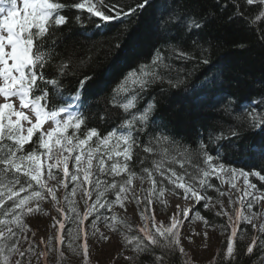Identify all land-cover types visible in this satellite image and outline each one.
<instances>
[{"label": "snow or ice", "instance_id": "snow-or-ice-1", "mask_svg": "<svg viewBox=\"0 0 264 264\" xmlns=\"http://www.w3.org/2000/svg\"><path fill=\"white\" fill-rule=\"evenodd\" d=\"M229 2L233 12L227 17V23L243 21L255 32L256 39L264 43V27H256L258 22L264 23V0H243V5L248 7L260 6L252 19L241 10L239 0ZM152 7L153 0H136L134 5H127L126 0L125 3L121 0H74L70 4L60 0H0V264H31L33 257L39 260L52 251L63 259L64 252L59 246H66L74 253L79 247L84 264H88L89 233L84 222L93 217L92 236L99 231L97 222L101 219L113 231H130L125 218L101 212V209L110 212L113 205L124 208L129 197L137 206L143 204L140 216L144 226L138 229V235L124 236L125 247L131 248L134 254L124 256L121 251L117 256L128 264H166L169 253L185 254L181 244L184 220L191 216L203 220L205 225L208 221L199 208H181L177 204L167 225L157 224L153 198L167 207L164 196L171 191L210 210L214 205L213 197L208 195L209 189H214L219 196L226 195L212 183L213 177L221 184L229 183L232 188H236L238 178H243L246 187L239 198L242 208L244 198L251 197L246 202L248 215L236 211L234 220L226 211L215 213L228 216L227 223L221 225L224 230L230 229L223 253L224 264H237L235 238L241 221L252 225L255 233L243 255L252 257L255 250L259 255L251 264H264V223L257 227L253 221L261 213L251 211L264 201V191L250 179L264 182V95L254 98L250 106L242 109L239 97L235 101L229 99V109L244 113L243 122L229 124L227 136L217 137V145L211 152L199 134L191 139L193 145H199L198 151H189L183 146L178 153L173 149L179 133L173 134L170 126L192 121L195 106L193 112L181 106L165 114L155 96L138 105L142 94L153 84L165 82V77L155 69L175 68L165 63L166 58L160 51L165 46L169 49L168 59L210 64L206 57L216 45L202 35L207 17L182 10L177 0H162L157 4L149 32L155 53L151 57V68L139 65L138 61L136 70L133 65L121 67L119 58L105 67L104 62H93L88 57V71L70 77L71 63L55 58L60 42L58 36L62 38L63 35L58 29L68 23V17L63 14L66 8L77 10L72 17L73 23L82 30L79 35L89 40L94 39L96 33L88 29V23L95 29H103L110 22L119 21L118 38L110 47L124 54L122 45L132 39L135 31L128 30L127 18ZM220 7L223 11L228 4ZM83 12L87 13L86 18H82ZM209 15L214 16L215 12L210 11ZM185 41H190L187 48ZM244 43L238 42L237 46L243 47ZM80 63L83 65L84 59ZM46 68L52 69L47 75ZM181 72L182 67L175 68V78L167 79L170 88H180L185 83L186 77H182ZM223 75L220 71L206 73L198 81L199 89L194 84L190 95L197 100L201 94L214 96L222 86ZM71 78L75 83L69 88L67 81ZM101 97L105 98L104 105L97 103ZM110 105L119 108L123 115L114 127L102 134L98 127L90 125L96 121L109 122ZM228 114L231 115V111ZM192 159L200 163L189 170L185 164H190ZM69 163L73 165L72 171ZM172 165H179L180 171ZM137 179L141 185L145 180L150 184L149 188L140 189L143 201L133 187ZM49 181L56 183L50 186ZM61 186L65 189L64 207L59 206L57 196ZM78 192L86 209L83 213L76 206ZM109 193L112 199L108 198ZM46 199L54 202L62 219L53 217L52 227L58 226L57 233L47 242L41 240L46 251L38 253L39 246L25 234L28 225L24 218L42 212L40 202ZM216 203L222 202L217 200ZM204 236L207 238V232ZM82 238L83 244L76 245ZM53 239L57 242L55 247ZM100 239L108 237L100 234Z\"/></svg>", "mask_w": 264, "mask_h": 264}, {"label": "trees", "instance_id": "trees-1", "mask_svg": "<svg viewBox=\"0 0 264 264\" xmlns=\"http://www.w3.org/2000/svg\"><path fill=\"white\" fill-rule=\"evenodd\" d=\"M60 2L70 4L74 2V0H60ZM135 2L136 0H126L127 5H134ZM161 2L162 0H153L152 8L147 9V11L143 13L137 12L127 18L128 30L131 32V30L135 29V31L132 32V39L125 45H122V47L125 48L124 54L110 47L118 38L116 29L119 25V21H112L103 29H95L92 23H88V29L96 33V37L89 40L79 35L82 30L73 23L72 17L77 14V10L66 8L63 14L68 17V23L58 29V32L63 35L62 38L58 36L60 42L55 49V58L71 63V70L69 72L70 77L88 71V57H91L93 62H104L105 67H107L112 60L119 58L121 67L133 65V70H136V67H138L136 62L138 61L139 65H147L151 68V57L154 56L155 53L152 51L149 32L152 27V17L156 12V6ZM239 2L242 5L241 10L244 11L249 19H252L253 15L260 10L259 5L248 7L243 5V0H239ZM121 3H125V0H121ZM177 3L180 8L186 12L193 13L197 17H207V23L202 35L215 42L216 46L210 49V56L206 57L209 58L211 62L205 65L202 63L197 64L168 59L169 49L165 46L160 49L166 58L165 63L174 65L175 68L182 67L183 72H181L180 75L186 77L185 83L182 84L180 88H170L166 81L167 79L175 78V68L172 70L162 67L157 68L155 70L165 77V82L153 84L149 91L142 94L138 101V105L145 104L149 99L155 96L159 101L161 110L165 114H170L181 106H185L189 112H193L195 106L192 121L170 126L173 134L179 133V135L175 137L178 143L173 145V149L177 153L182 151L183 147H186L189 151H198L199 145H193L191 139L199 134L201 141L211 152L217 145L216 138L221 135L227 136L229 124L234 125L237 122H243L244 113L238 112L235 108L229 109V99L235 101L236 97H239V106L242 109L250 106L254 98L259 99L261 95H264V43L256 39L255 32L246 27L243 21L238 20L233 23H227V17L233 12L232 3L229 2V0H220L219 4L217 0H177ZM225 3L228 4V7L221 11L220 6ZM210 11L215 12V15H209ZM81 15L82 18L87 17L86 12H83ZM256 27L257 29L264 27V23L258 22ZM241 41L245 42L244 46H237L238 42ZM189 46L190 41H185V48ZM205 47H207V45H205ZM81 59H84L83 65L80 63ZM51 71L52 69L46 68V75ZM216 71L223 72L224 75L221 78L222 86L219 87L215 95L201 94L198 100L192 97L190 95L192 86L195 84L196 88L199 89L198 81H200L206 73L211 75ZM74 83V78L67 81L69 88ZM161 89H163V91H161ZM107 99L110 101L111 98L108 97ZM97 103L104 105L105 98H99ZM229 111H231V115L228 114ZM109 113L111 114L109 122L96 121L90 126L98 127L102 134L106 129L114 127L121 119L123 113L119 108L111 105L109 106ZM205 129H207V131H205ZM81 131H83V128ZM185 137H187V139H185ZM177 158L179 159V156ZM199 163L198 160L192 159L190 164H185V167L189 168V170H193L192 166ZM133 164H136L135 157L133 158ZM172 166L175 167L177 171H180L179 165ZM137 167L139 166L137 165ZM101 179L110 180L111 178L101 177ZM250 179L253 183H257V187L261 191H264V182H258L256 178L252 177H250ZM212 183L221 189V183L215 177L212 178ZM107 195L109 199H112L110 193ZM208 195L213 197L212 200L218 197L214 189H209ZM156 205L157 201L153 198V210ZM262 205H264V201L260 202V204L255 207V211L261 212V210H263L264 214V206L262 208ZM197 208H199L202 216L208 221V224L205 225L206 228L217 229L218 231L224 230L221 228V225H225L228 218L215 215L216 212H219L215 205L210 210L203 209L199 205H197ZM237 211L241 210L238 209ZM235 212L236 210H234L232 214L234 220ZM154 213L156 223L158 224L157 211L154 210ZM116 215L119 216L118 214ZM85 223L86 221L84 222V228L86 225ZM143 226L135 225L130 227V231L122 229L116 232L124 240L125 235L129 238L138 235V229ZM149 227H152L151 223H149ZM225 231L227 232V236L220 239V243L212 248V256L209 259L201 261H197L191 249L184 245L181 234V244L185 249V254L181 256L178 251L169 253L166 256V264H224L223 253L225 251L226 242L230 236V229ZM29 232L30 231L27 230L25 233L28 238L31 237ZM254 234L252 225H248L243 221L240 222L238 235L235 238V248L238 254L237 264H251V261L259 255L255 250L252 257L243 255L244 249L251 243V238ZM34 237L35 235H32L33 239ZM31 241L34 243L36 242L39 246L38 253L46 251L41 240ZM83 242L82 238L76 241V245H81ZM55 246H57V242L54 247ZM59 247L60 250L64 252L63 259L59 258L57 252L52 251L49 252L47 257L41 256L38 260L39 264H57V262H59V264H84L82 250L79 247H77L75 253L71 252L66 246ZM133 254L131 248L125 247L124 256H131ZM88 264H97L90 252Z\"/></svg>", "mask_w": 264, "mask_h": 264}, {"label": "rangeland", "instance_id": "rangeland-1", "mask_svg": "<svg viewBox=\"0 0 264 264\" xmlns=\"http://www.w3.org/2000/svg\"><path fill=\"white\" fill-rule=\"evenodd\" d=\"M47 127V125H45ZM95 163V162H94ZM70 171L73 170V165L69 163ZM227 180V178L225 177ZM219 181V180H218ZM56 182L49 181V185L52 186ZM133 187L136 190V194L143 201V193L140 191L141 187L147 189L150 187V184L147 180L141 185L140 180H134ZM243 178H238L236 181V188H232L229 183L221 184V191L225 192L226 195L219 196L212 200V205H215L218 208V211H226L229 215H232L234 210H241L245 215L249 214V210L246 207V202L251 197H245L244 203L245 206L241 207L240 197L243 196V190L245 188ZM71 189V184L69 185V190ZM65 194V189L61 186L57 190V196L60 200V207H64L63 197ZM95 199V193L93 194V200ZM76 206L79 211L83 213L85 209L84 201L81 198L80 193H77L75 197ZM164 200L167 202V207L161 205L157 202V205L154 207V210L157 211L158 224L163 222L167 225L169 218L173 212L176 211V205L179 204L181 208H193L197 205H194L193 202L185 200L182 196H177L174 193L167 192L165 193ZM219 200L222 203H216ZM92 201H89L91 203ZM262 202V201H261ZM40 206L43 209L42 212H36L32 215L26 216L24 222L28 225V230L30 231L29 240H45L48 241L49 237H54L57 233V228L52 227L53 217L57 220H61L62 217L57 213L54 202L50 199H46L40 202ZM143 206H137L135 201L129 197L128 201H125V207L121 208L119 205H113L111 211L108 212L104 209H101V212L104 215L118 214L120 217H123L127 220L130 227L135 225L143 226L144 220L140 216V208ZM264 205H262L263 208ZM255 207L251 211H255ZM261 216L254 219L253 223L259 226L261 223H264V214L261 210ZM228 218L226 215H222ZM93 217H89L86 220L85 230L89 233L87 238V243L89 244V252L94 257L97 264H128L124 258L117 256L121 251H125V243L121 236L112 229L108 228L102 221L97 222V228L99 231L95 236L91 235L93 229L90 226L91 220ZM207 232V238H205L204 233ZM35 235L34 239L32 235ZM100 234L108 237V239H100ZM182 240L184 245L189 247L197 261L209 259L213 254V249L220 243V239L227 236L225 230L218 231L217 229H208L205 227L203 220H196L190 216L189 219L184 220L183 227L181 228ZM82 242V241H81ZM53 246L56 242L52 241ZM36 244V242H35ZM37 245V244H36ZM27 244H23V247L26 248ZM39 247L37 248L38 252ZM31 264H39L37 258H33Z\"/></svg>", "mask_w": 264, "mask_h": 264}]
</instances>
